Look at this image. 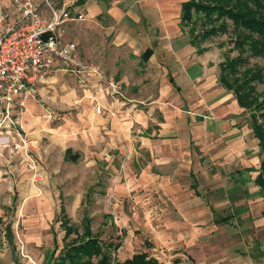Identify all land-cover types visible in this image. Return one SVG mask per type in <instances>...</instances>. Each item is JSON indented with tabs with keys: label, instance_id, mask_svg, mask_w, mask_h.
<instances>
[{
	"label": "rangeland",
	"instance_id": "rangeland-1",
	"mask_svg": "<svg viewBox=\"0 0 264 264\" xmlns=\"http://www.w3.org/2000/svg\"><path fill=\"white\" fill-rule=\"evenodd\" d=\"M73 26L67 29L66 38L78 44L81 59L87 58V61L100 67L107 79L114 78L122 83L121 92L113 99L99 92L97 87L82 85L75 75L58 72L44 85L37 100L27 101V109L22 118L29 135L35 140L30 154L36 161L39 177L33 179L27 161L22 157L12 159L7 155L0 156V264H43L46 254L54 249L55 240L57 249L54 253L57 257L64 246L62 207L66 210L71 224L80 233L83 231L84 218H88L93 232L105 245L121 244L117 251L113 246L109 248L117 259L121 260L143 250H152L149 244L154 247V241L158 242L164 221L179 211L174 202L175 198L164 194V188L169 184L183 187L182 192L192 191L189 193L190 197L192 194L200 196L201 201L207 202L210 207L209 217L217 220L222 228L228 229L227 232L214 237L216 251L225 248L226 244L237 236L240 238L241 234L228 225V222L232 220L231 224L240 225L247 219L251 221L254 219V213H259V205L255 206L257 211L253 212L254 215L248 206L241 208L249 202L243 206L242 203L245 202L241 199L245 192L239 187L234 188L238 183L233 181V172L241 163L239 160L236 163H228L222 154L229 151L228 146L233 144L228 130L223 133L218 131L210 137L206 124L207 132L203 130L204 126L196 127L178 147L179 150L182 149L184 157L192 163V167L189 168L185 158L184 162L178 161L173 168L178 170L177 177H173L171 174L174 172L166 159L168 157H161L159 152L154 154L143 146L141 137L147 133L154 134L159 123L165 122V113L159 109L155 110L154 115L158 122H154L147 129V123L134 118L130 124V120L124 118L130 108H133L134 115L148 110L152 102L156 101V96L141 94L139 88L135 87L143 81L139 76L143 65L140 67L139 60L136 61L139 56H136L135 51L130 53L133 59L131 75L133 80H136H132V83L128 81L127 84L121 80L120 71L114 72L120 67L117 63L120 55L112 58L109 43H103L105 40L99 34L97 36L102 38L99 40H93V34H78L79 38H73ZM232 38L234 34L230 32L200 39L199 46L204 48L207 54L203 60L206 64L202 63L201 67L208 70L211 68V80L216 77L219 79L221 62L228 56L238 55V50L233 49ZM96 55L107 59V65L101 66L95 58ZM248 66L261 67L264 75V56L249 58ZM196 85H201V81L197 80ZM211 89L209 93H212ZM257 90L264 92V81L257 84ZM196 93L184 94L181 89H174L176 103L173 109L179 107L183 115H177L178 119L174 125L178 126L183 122L191 126L192 118L196 117H191L190 104L194 100H200ZM134 98H138V101L132 100ZM172 98L167 97L168 103L162 111L165 107H172L169 104ZM141 99L145 102H140ZM99 105L102 107L100 112ZM49 112L60 114L61 120L49 122L46 117ZM90 112L97 115L99 120L96 121ZM205 113L200 115H206ZM146 114L147 121L152 123L150 115ZM33 115L39 118L40 130L36 129L38 133H34L37 127L31 126ZM248 115L249 113L242 112L237 116V123L248 124ZM25 117H29L28 120H25ZM101 121H105L104 124ZM214 135H219L220 140L213 139ZM179 138L174 136L170 141L174 142ZM246 138L247 153L244 165L249 166L258 161L259 166L263 156L258 147V140L250 130ZM238 146L236 141L235 145L231 146L235 150L231 151H239ZM68 149H71L69 155ZM75 154L80 157L76 162L67 160V157L70 159V156ZM8 160L12 162L9 164ZM195 183L198 193L191 187ZM182 196L179 194V197ZM262 207L260 204V208ZM202 211H199L196 218L198 221L206 217ZM176 216L179 217V214ZM184 216L187 217L186 214ZM8 226H11L13 238L7 234ZM75 236L76 234H73L70 239ZM161 251L162 249H159L158 252ZM260 264H264V261H260Z\"/></svg>",
	"mask_w": 264,
	"mask_h": 264
},
{
	"label": "crops",
	"instance_id": "crops-1",
	"mask_svg": "<svg viewBox=\"0 0 264 264\" xmlns=\"http://www.w3.org/2000/svg\"><path fill=\"white\" fill-rule=\"evenodd\" d=\"M187 1L189 0H71L74 10L82 13L85 17L83 21L75 22L77 25L72 23L74 26L71 28L73 30L71 35L76 38L78 34L84 36L93 34V40L102 39L97 34L103 37L105 40L103 43L106 41L109 43L108 47L112 52V58L120 55L117 60L120 67L114 72L120 71L121 80L127 84H129L128 81L132 83L134 79L131 75L133 73V59L130 53L135 51L136 56H139L136 61L139 60L140 67L143 65L142 73L139 75L143 81L135 87L139 88L141 94L148 93L149 96H156V101L152 102L148 110L134 115L132 114L133 108H130L125 113L124 118L130 120V124L134 118L142 123H147L145 127L147 129L154 122H158L154 115L155 110L159 109L163 114L165 113V122L159 123L155 133L150 135L147 133L141 137L144 141L143 146L149 148L154 154L159 152L161 157H168L166 159L169 160V167L174 172L171 174L173 177H177L178 170L173 168L176 167L178 161L184 162L185 158L189 168L192 167V163L187 157H184L182 149L179 150L178 147L183 144L185 138L189 137L196 127L204 126L203 130L206 131L207 126V129L210 130V137H212L211 134L218 131L223 133L224 130H228V136L233 140V144L228 146L230 147L229 151L222 154L228 163H236L237 160L241 163V165L238 164L240 167H237L236 171L233 172L235 178L233 181L238 183V186L236 185L234 188L239 187L241 191L245 192L241 199L245 203L242 205L244 206L249 201L246 206L241 208L248 206L249 211H252L253 214L256 210L255 206L259 205V213H254V219L251 221L247 219L245 223L240 225L231 224L232 220L228 222V225L230 224L236 232L241 234L240 238L237 236L234 238L235 240L228 242L225 248H219L216 251L214 237L219 233L227 232L228 229L222 228L217 220L209 217L210 207H208L207 202L201 201L200 196L192 194L190 197L189 193L192 191L182 192L184 191L183 187L169 184L164 188V194L167 193L175 198L176 201L174 202L179 211L164 221L165 224L159 232V240L158 242L154 241L155 246L149 244L152 250L155 249L156 251L143 250L141 252H147L160 264H260V261H264V199L260 194L259 186L256 184V177L259 174L261 162H259V166H257L258 161L255 160V163H251L249 166L244 165L247 153L246 137L249 130L253 135L254 132L249 122L242 125L237 123L236 120L239 119L237 116L242 112L244 113V109L239 106L234 93L227 90L220 83L218 77L211 80L213 76L211 68L209 71L201 67L202 63L206 64L203 61L207 55L205 54L206 51L200 53L198 47L190 43L189 29L182 25V8ZM72 25H69L68 30ZM84 47L87 49L86 46ZM85 49H83L84 52H86ZM147 49L152 50V54L147 61H144L142 55ZM95 58L101 66L106 64L107 59H102L97 55ZM120 59L122 61H119ZM86 60L88 59L86 58ZM197 80L201 81V85L198 87L196 85ZM174 89L178 91L181 89L184 94L197 92L196 95L200 96L199 102L194 100L190 104L191 117H196L195 119L192 118L191 126H187L183 122L178 126L174 125L175 120L178 119L177 115L183 116L179 107L173 109V105L176 103V96L173 94ZM210 89L213 90L212 93H209ZM139 93L136 95L140 96ZM167 97H173L169 102L172 107H165L162 111L168 103L166 102ZM137 99L132 100L138 101ZM140 102L145 101L141 99ZM90 113L96 121L99 120L97 115L93 112ZM146 113L150 115L152 123L147 121ZM201 113L206 115H200ZM199 116L202 118L198 119ZM28 118L25 117V120ZM32 119L33 124L31 126L37 127L34 133H38L36 129L40 130L38 127L39 118L33 115ZM101 122L104 124L105 121ZM174 136L180 137L179 140L170 141ZM215 138L220 140L219 135H214L213 139ZM254 138L257 140L255 136ZM236 141L239 145V151L233 152L231 150H235V148H231V146L235 145ZM242 148L244 151L241 152ZM8 162L10 164L12 161L8 160ZM32 174L34 176L33 172ZM38 177L39 171L37 170L36 178ZM191 187L198 193L196 183ZM179 194L183 196L179 197ZM204 203L206 205H203ZM260 204L263 205L262 208H260ZM200 210H203L202 214H205L206 217L198 221L196 218ZM177 214L179 217L176 216ZM243 233L246 235L244 236ZM54 242L57 243L56 240ZM55 249L56 244L54 249L46 254L44 263L49 260ZM159 249L162 251L158 252ZM137 253L119 260L130 259Z\"/></svg>",
	"mask_w": 264,
	"mask_h": 264
},
{
	"label": "built area",
	"instance_id": "built-area-1",
	"mask_svg": "<svg viewBox=\"0 0 264 264\" xmlns=\"http://www.w3.org/2000/svg\"><path fill=\"white\" fill-rule=\"evenodd\" d=\"M72 5L71 0H0V156L22 157L34 178L38 168L30 152L35 140L22 118L27 101L37 100L58 72L75 75L82 85L113 99L122 88L81 59L78 44L66 38L69 25L85 19ZM46 117L61 120L53 112Z\"/></svg>",
	"mask_w": 264,
	"mask_h": 264
},
{
	"label": "trees",
	"instance_id": "trees-1",
	"mask_svg": "<svg viewBox=\"0 0 264 264\" xmlns=\"http://www.w3.org/2000/svg\"><path fill=\"white\" fill-rule=\"evenodd\" d=\"M182 25L189 28L190 43L197 46L200 53L206 51L199 46L201 38L230 32L234 34L233 49L238 50V55L228 56L219 64V81L234 93L239 106L249 113L248 122L263 156L256 184L264 199V92L257 90V84L264 81V75L261 67L248 66L249 58L264 56V0H189L183 4ZM151 54L152 50L147 49L142 59L147 61ZM70 152L71 149H68L67 155ZM78 158L79 155L75 154L70 159L67 157V160L76 162ZM61 213V225L65 230L64 246L57 257L53 252L44 264H160L147 252L120 261L109 248L113 246L117 251L121 245H105L93 232L90 219L84 218L80 233L71 224L64 207ZM7 234L13 238L11 226L7 227ZM73 234L76 236L70 239Z\"/></svg>",
	"mask_w": 264,
	"mask_h": 264
}]
</instances>
